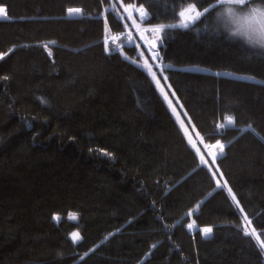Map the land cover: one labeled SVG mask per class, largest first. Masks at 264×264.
I'll return each mask as SVG.
<instances>
[{
    "label": "trees",
    "instance_id": "trees-1",
    "mask_svg": "<svg viewBox=\"0 0 264 264\" xmlns=\"http://www.w3.org/2000/svg\"><path fill=\"white\" fill-rule=\"evenodd\" d=\"M119 1L164 26L167 83L264 242V53L210 34L213 0ZM110 4L0 0V264H264L148 75L105 51L131 29Z\"/></svg>",
    "mask_w": 264,
    "mask_h": 264
},
{
    "label": "rangeland",
    "instance_id": "rangeland-1",
    "mask_svg": "<svg viewBox=\"0 0 264 264\" xmlns=\"http://www.w3.org/2000/svg\"><path fill=\"white\" fill-rule=\"evenodd\" d=\"M110 9H116L120 10L119 15L125 16L128 21L131 24V28L137 27L139 24L137 21H134L133 19V13L136 12V9L132 7H125L120 3L119 0H111ZM79 12L78 15H75V12ZM192 11V14H191ZM71 13V14H70ZM80 10L78 9H70L67 12V17H78L81 16ZM184 17L182 18L180 16L181 23L179 24V27L182 23H188L189 25L192 24L196 19V11L192 8H188L184 12ZM202 14V13H200ZM190 16V17H189ZM201 16V15H200ZM121 17V16H120ZM5 18V12L3 11L0 13V20H3ZM133 26V27H132ZM145 28V27H143ZM153 29L154 33L158 36L159 39V33L160 31H156L154 27H150ZM183 28V27H182ZM130 30V29H129ZM138 39V40H136ZM133 38V43L136 45V57H128L124 52H120L123 59L127 60L128 62L132 63L134 66L138 67L139 69L143 70L150 80L152 81L158 95L164 102L165 106L167 107L169 113L173 117L174 121L176 122L178 128L180 129L182 135L187 141V144L190 146V148L195 152L199 159L200 165L206 167L211 174L214 182H215V188L214 190L223 189L230 200L232 201L233 205L241 215L243 219V229L246 234H250L254 240L256 241L259 249L261 250L263 256H264V242L261 239V237L258 235L257 232L253 231L251 228V225L244 214L242 208L240 207L234 193L231 191L225 180L223 179L220 171L218 170L216 166V160L217 158L221 156H215L214 149L219 147L218 142L214 144H206L203 139L200 137V135L197 133L196 129L192 125L191 121L187 117L186 113L184 112L182 106L180 105L178 99L174 95L173 91L171 90L169 84L167 83V80L165 79L164 69L167 67L163 63L157 60L156 57H154L153 54H151L150 51L147 50V48H142L140 43V36L139 38ZM139 43V44H138ZM258 51V50H256ZM261 52V51H259ZM264 53V52H262ZM232 124L231 117H227L225 121V125ZM221 144V143H219ZM223 145V144H222ZM224 146V145H223ZM220 148V147H219ZM224 149V147H223ZM223 149L221 151H223ZM222 154V152H221ZM196 210L194 208L190 212H188V216H191V214ZM77 215L76 214H70L69 219L72 221L76 220ZM249 227V228H248ZM189 228L191 230L194 229V226L192 223L189 225ZM252 231V232H251ZM203 235L207 236L208 232L203 231ZM69 239L72 243L76 244L80 241V236L78 232H73Z\"/></svg>",
    "mask_w": 264,
    "mask_h": 264
},
{
    "label": "clouds",
    "instance_id": "clouds-1",
    "mask_svg": "<svg viewBox=\"0 0 264 264\" xmlns=\"http://www.w3.org/2000/svg\"><path fill=\"white\" fill-rule=\"evenodd\" d=\"M211 7L213 37L264 52V0H213Z\"/></svg>",
    "mask_w": 264,
    "mask_h": 264
},
{
    "label": "built area",
    "instance_id": "built-area-1",
    "mask_svg": "<svg viewBox=\"0 0 264 264\" xmlns=\"http://www.w3.org/2000/svg\"><path fill=\"white\" fill-rule=\"evenodd\" d=\"M136 12H134V16L139 22H145L148 19V15L146 18H141V14L139 12L140 8H135ZM121 19V17H119ZM148 50H150V45L153 42L158 41V36L154 33L153 29L150 27L145 28H136L130 31H120V32H110L108 33L104 39V48L108 54H114L126 46L132 45V41L134 37L139 38Z\"/></svg>",
    "mask_w": 264,
    "mask_h": 264
},
{
    "label": "snow or ice",
    "instance_id": "snow-or-ice-1",
    "mask_svg": "<svg viewBox=\"0 0 264 264\" xmlns=\"http://www.w3.org/2000/svg\"><path fill=\"white\" fill-rule=\"evenodd\" d=\"M208 2L210 3V0H208ZM3 11H4V9H3V8H0V13H2ZM204 11H205V12H208V9L205 8ZM139 12H140V14H141V18H146V17H147V13H146V11L144 10V8H143L142 5H141V7H140V9H139ZM200 15H201L200 12H196V17H197V18H199ZM180 16L183 18V17H184V13H183V12H180ZM163 27H164V26L161 25V26L157 27V28L154 29V30H156V31H160ZM168 27H175V25H169ZM180 27L188 28V27H189V24H188V23H182V24L180 25ZM157 58H159V54H158V53H157ZM165 79H167V78L165 77ZM218 145H219V147H220L221 150H222L224 146H223L222 144H219V142H218ZM204 231H205V232H210L211 229H210V228H209V229H204Z\"/></svg>",
    "mask_w": 264,
    "mask_h": 264
},
{
    "label": "water",
    "instance_id": "water-1",
    "mask_svg": "<svg viewBox=\"0 0 264 264\" xmlns=\"http://www.w3.org/2000/svg\"><path fill=\"white\" fill-rule=\"evenodd\" d=\"M161 45V41H157V42H153L152 44H151V49L153 50V51H155V57L157 58V53H158V47ZM159 54V53H158ZM159 58H160V55H159ZM159 58H157V59H159ZM220 158V157H219ZM218 158V159H219ZM55 221L56 222H59L60 221V217L59 216H55Z\"/></svg>",
    "mask_w": 264,
    "mask_h": 264
},
{
    "label": "bare ground",
    "instance_id": "bare-ground-1",
    "mask_svg": "<svg viewBox=\"0 0 264 264\" xmlns=\"http://www.w3.org/2000/svg\"><path fill=\"white\" fill-rule=\"evenodd\" d=\"M197 11V10H196ZM71 14V13H70ZM79 14V12L77 11V12H75V15H78ZM191 14H192V11H191ZM190 17V16H189ZM180 21V20H179ZM133 27V26H132ZM126 47H128V46H126ZM158 60V59H157ZM221 148H219V147H217V148H215L214 149V154H215V156H221L222 154H221ZM218 156V157H219ZM218 159V158H217ZM249 228V227H248ZM252 232V231H251Z\"/></svg>",
    "mask_w": 264,
    "mask_h": 264
}]
</instances>
